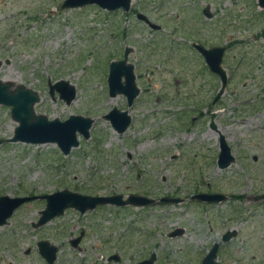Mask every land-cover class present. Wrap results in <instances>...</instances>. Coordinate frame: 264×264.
Returning <instances> with one entry per match:
<instances>
[{"label": "rangeland", "instance_id": "1", "mask_svg": "<svg viewBox=\"0 0 264 264\" xmlns=\"http://www.w3.org/2000/svg\"><path fill=\"white\" fill-rule=\"evenodd\" d=\"M64 1L0 0V79L16 81L12 90L23 85L37 92L35 112L49 120L93 119L91 136L78 134L80 145L67 156L54 143H10L19 124L12 108L0 105V197L70 190L155 203L105 205L85 214L68 209L40 228L33 224L47 201L26 203L0 226V264H48L40 241L58 248L54 264H138L153 253L155 264H201L229 229L238 236L221 246L220 262L264 263V200H255L264 195L259 0H133L128 13L97 5L64 9ZM207 6L211 19L203 14ZM138 13L162 29H151ZM193 44L227 47L229 83L216 105L220 78ZM126 47L133 49L128 62L141 90L132 107L124 95L110 97L108 87L110 64L124 58ZM60 80L76 87L70 105L50 96L49 81ZM114 108L132 117L123 134L105 119ZM221 137L236 157L225 170L217 165ZM206 193L228 199L209 206L192 199ZM167 197L181 202L163 203ZM177 228L185 233L171 238ZM113 255L120 262L109 261Z\"/></svg>", "mask_w": 264, "mask_h": 264}, {"label": "water", "instance_id": "2", "mask_svg": "<svg viewBox=\"0 0 264 264\" xmlns=\"http://www.w3.org/2000/svg\"><path fill=\"white\" fill-rule=\"evenodd\" d=\"M133 0H65L62 8H82L89 5H97L102 10L108 12H115L123 10L128 13L131 11ZM259 6L264 8V0H259ZM206 18H213L210 12V6L203 10ZM137 19L144 21L151 29L159 31L162 27L153 23L146 15L142 13L137 14ZM193 47L204 57L205 62L214 75H217L221 81V88L213 100V105L217 104L224 96L228 83L229 76L223 67V59L227 51V47L206 48L200 44H193ZM133 49L125 48L124 58L119 61H113L110 64L108 87L109 95L114 98L118 95H124L127 98L128 106L132 107L135 100L140 95V88L136 82L135 67L128 62L130 54ZM3 61L0 60V70L3 66ZM9 64V61H6ZM12 83H4L0 79V105L11 107V116L19 125L16 128L13 138L8 140L10 143H24L31 145L56 144L62 153L67 156L71 153L73 148L80 145L78 134L83 136L85 140L90 138V129L94 123L93 119L83 116L71 115L67 120L60 119L49 120L45 115H38L35 112V105L40 102L41 98L37 92L28 89L23 85L18 86L12 90ZM49 93L52 98H55L56 93L59 98L66 104L70 105L75 101L77 96L76 87L65 80H60L55 83L49 81ZM105 119L111 122L115 131L120 134L125 133L132 123V118L128 111H120L114 108L109 114L105 115ZM2 144V140H0ZM220 155L218 158V167L221 170L228 168L234 161L235 157L232 150L225 140L221 138ZM256 159V158H255ZM38 199H45L47 201L46 208L41 212V217L37 223L33 224L34 228L45 226L56 217L62 216L66 210L75 209L81 214L88 211L95 210L99 206L115 205L146 207L153 205L155 200L138 195H131L127 200L123 199L121 195L110 197H95L82 195L70 190H62L51 195L44 196H30V197H15L9 196L0 197V226L7 224L8 220L20 207L26 203H31ZM199 202H206L209 204L219 203L226 199L222 194H197L193 198ZM264 200V195L256 197V201ZM163 203H180L181 200L176 198H163ZM185 229L177 228L169 234L171 238L182 236ZM238 232L228 231L224 237L223 242L227 243L232 238L236 237ZM81 238L72 241L73 247L79 245ZM220 244L215 243L201 264H220L218 260V251ZM38 248L41 256L48 264H54L58 257V248L51 245L47 241L38 242ZM29 253V252H28ZM157 256L155 253L147 260L138 264H155ZM119 255H113L109 261L120 262Z\"/></svg>", "mask_w": 264, "mask_h": 264}, {"label": "flooded vegetation", "instance_id": "3", "mask_svg": "<svg viewBox=\"0 0 264 264\" xmlns=\"http://www.w3.org/2000/svg\"><path fill=\"white\" fill-rule=\"evenodd\" d=\"M136 101V100H135ZM135 103V102H134ZM134 105V104H133ZM216 105V104H215ZM132 118V117H131ZM212 127H213V129H215L216 127L214 126V125H212ZM211 127V128H212ZM222 138V137H221ZM221 138H220V142H221ZM225 138V137H224ZM225 140H226V138H225ZM227 141V140H226ZM228 143V142H227ZM219 148H220V145H219ZM231 148V147H230ZM231 150H232V148H231ZM220 152H221V150H220ZM232 154H233V150H232ZM219 155H220V153H219ZM234 155V154H233ZM234 157H235V155H234ZM218 158H219V156H218ZM255 160H257V158L255 159ZM236 162V157H235V161L229 166V167H231L234 163ZM217 165H218V159H217ZM228 167V168H229ZM219 168V167H218ZM228 168H226V169H228ZM225 170V169H224ZM206 194H219V193H206ZM222 195H224V194H222ZM224 196H226V195H224ZM226 199H228V197L226 196ZM225 199V200H226ZM225 200H223V201H225ZM223 201H221V202H223ZM221 202H219V203H221ZM205 204H206V206H209V205H213V204H218V203H213V204H209V203H206V202H204ZM203 204V203H202ZM235 229H229V230H227L225 233H224V235L228 232V231H234ZM237 231V230H236ZM238 232V231H237ZM224 235L222 236V238H221V242H217V243H219L220 244V247H219V251H218V258H219V253L221 252L220 251V248H221V246H224V245H226L227 243H229V242H231V241H233L235 238H237V236H238V234H237V236L236 237H234V238H232L229 242H227V243H225V242H223V237H224ZM215 244V243H214ZM213 244V245H214ZM213 247V246H212ZM218 262L220 263V264H223L222 262H220L219 260H218ZM261 264H264V263H261Z\"/></svg>", "mask_w": 264, "mask_h": 264}, {"label": "bare ground", "instance_id": "4", "mask_svg": "<svg viewBox=\"0 0 264 264\" xmlns=\"http://www.w3.org/2000/svg\"><path fill=\"white\" fill-rule=\"evenodd\" d=\"M2 81L3 82H8V83L11 82L13 84V87L17 86L16 81L10 80L8 77L2 78Z\"/></svg>", "mask_w": 264, "mask_h": 264}]
</instances>
